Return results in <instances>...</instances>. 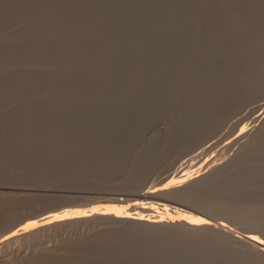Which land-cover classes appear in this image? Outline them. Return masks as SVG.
<instances>
[{
	"label": "bare ground",
	"instance_id": "6f19581e",
	"mask_svg": "<svg viewBox=\"0 0 264 264\" xmlns=\"http://www.w3.org/2000/svg\"><path fill=\"white\" fill-rule=\"evenodd\" d=\"M40 1L42 0H28L27 2L32 7ZM62 1L68 0H56L52 7H57ZM81 2L82 0H71V3ZM202 5V13H204L205 8L208 9L212 5L218 6V11L212 16L219 17L222 22L213 31L202 27L201 30L205 29L206 32L205 36L185 39L186 41L184 40L185 42L181 47L184 51L191 49L190 52H198L200 56L205 54L212 61L210 65H204L206 74L203 79L198 77V69L201 67L200 58L186 64V61L183 60L184 51L176 50L177 52L173 53V47L161 50V57L164 60L160 58L159 64L155 67L143 65V61H149L146 59L149 55H147L145 48L133 52L130 46L121 47V55L126 57L119 62L122 67L115 68L99 64L103 60L111 63L119 61L116 59L115 50L120 47L122 37L108 33L109 29L118 22L103 25L102 19L100 20L103 16L115 11L116 7L98 6L93 11L92 18L99 17V20H94L89 16L91 21L88 24L80 22V20L69 22L70 19L76 17V13L67 9L62 11L63 19L47 22L43 24L44 26L41 25V27L36 28L35 31L40 33L39 40L43 38L41 46H29L27 54L18 59L28 69L20 74L17 81L20 85L27 81L35 82L39 79L36 71L42 74H54L51 81L40 79L38 86L32 85L34 88L29 89L26 95L29 96L27 101L30 103L28 104L45 106L46 109L54 108L60 113V116H49L44 110L45 108H42L44 111L41 114H29L30 108L24 106H21L19 112L15 114H13L14 109L5 112L4 120L6 123L20 119L17 116L25 117L22 122L17 123L15 130L11 131L0 122V136L5 134L4 139H6L5 142L0 143V173L6 172L16 175L19 172L30 171L34 169L36 162L39 163L40 176H46L48 171L51 173L53 171L60 172L57 168L46 165L48 162L41 164V159L45 157L46 161H61L63 167H67L66 169L74 168L73 178H93L96 175L94 167L100 168L112 164L114 165H111L112 167L117 166L119 168L128 163L133 168L138 169V172L131 174V182H140L149 175L156 164L158 165L163 160L166 153L170 151L171 153L179 152L180 148L190 146L193 139H200L206 135V138H211L218 129L233 118L237 109L245 108L251 100L264 95V0H202ZM143 9L144 12L135 11L136 14L138 16L150 15L148 7ZM51 12V9H46L43 14H50ZM133 14L129 16H133ZM36 18L31 14L14 13L10 22L4 24L2 28L0 27V41L14 40L19 37V31H16L14 26L11 27L10 24L15 23L16 26H20L27 21L34 23ZM7 24L9 25L6 26ZM175 26V24L166 21L156 23L152 26V31L150 29L146 34L133 30V35L130 38L133 42H140L147 40L156 31L158 33L167 29L175 31ZM193 28L200 30L194 26ZM80 36L81 38H79ZM93 37H102L98 46L89 45L86 42ZM65 39H68V46L58 43ZM54 40L56 41L55 44H53ZM46 45H51L53 48L51 56L37 59L35 54L43 50ZM73 51L77 53H72ZM1 59L10 63L17 61V56L14 52H6L1 55L0 62ZM130 59L136 60V62L134 61V64L127 69L126 67L123 68V64ZM6 68L5 65H0V72ZM174 71L175 73L171 75ZM157 72L165 73L166 78L170 76L171 80L175 79L178 82L197 81L201 88L196 94L188 95L191 103L183 106L166 107L165 104L143 103V100L133 95L134 88L142 89V87L148 86L150 76ZM77 73H80V77L73 76ZM218 77L221 80V85L211 88L209 82ZM201 79H205V82ZM81 80L89 81L93 85L86 87ZM61 82L64 83V87H59L63 85ZM150 86L152 90L156 89L161 93L160 103H165L162 101H165L166 97L173 99H182L183 97V94L174 88H165L159 84H151ZM211 89L215 90L216 96H227L230 99L240 98L238 107L231 109L230 114L224 118L225 120L218 113L207 116L203 113L204 110H201L202 103L207 106V109H213L215 103L207 94H204L205 98L203 95L197 94ZM6 92L5 88H0V94ZM38 92L53 93L58 96V100L52 103L45 98H32ZM170 110L185 112V115H177L163 128L170 127L173 132L181 134L183 142L179 145L180 148L172 149L169 144H164L160 145L156 152L145 153L140 151L138 145L134 146L125 142L129 135H137L145 128L143 121L155 118L157 113H167ZM221 121L223 122L221 123ZM159 122L156 124L158 125ZM158 127L157 131L163 130L160 129V126ZM114 132H122L126 137L111 139L110 135ZM37 135L41 136L42 145L38 147L37 152H34L32 147L36 140L33 137ZM85 143H99V149L93 150L95 156L92 155L90 149L80 146ZM113 148L117 150L115 155L110 154V149ZM13 155L21 157L19 162L12 160ZM101 178L100 180L103 182L111 180H108L109 177L106 175ZM0 183L5 184L4 182ZM15 184L6 186L4 189L8 187L10 191L23 192L24 194L31 191V187L29 188L27 184ZM0 188L2 187L0 186ZM43 188L45 189V187ZM47 189L46 191H48ZM56 190L69 191L66 189ZM140 191L139 194L142 196L154 197L152 193ZM167 192L172 196L177 193H208L212 199H209L205 207L211 216L212 214L215 215L213 216L214 220L216 216H218L217 219H221L222 217L219 216L224 212L228 215L225 218L226 214L224 213L223 219H216L220 224L228 226L226 221L230 217L231 219L256 223L264 228V127L234 160L215 167L206 176L197 177L189 183L182 184L179 189H170ZM119 193L121 192L119 191ZM24 194L0 199V232H9L5 233V237H0V250L6 241L22 236V234L25 235V229L20 228L21 230L18 229L16 232L10 229L14 223L18 224L22 221L21 210L25 207H31L33 203L32 197ZM233 197L237 198L239 202L229 204L226 199ZM235 198L234 201H236ZM132 222L123 230L113 234H109L107 230H102L99 233L101 235L93 239V247L89 254L81 255L79 253L75 255L76 257L73 256L74 259L71 256L73 260L71 259L67 263L264 264V253L254 248L245 251L234 247L228 236L212 226L178 224L177 227L170 228L169 225L161 222L139 220H132ZM234 231L239 232V230ZM229 233L235 235L233 231ZM252 235L248 237L256 240ZM258 242L264 246V242L261 240ZM83 244L84 240L79 243L76 250L81 249ZM46 255L47 253H45V258L38 256L39 259H45L44 262L39 261L38 264H63V259L60 261V257V260H57V257L55 260H51V258L54 259V256H50L51 258L48 260L49 257ZM183 258L184 260L180 262V259ZM171 259H178V261ZM20 264L36 263L30 257L23 259Z\"/></svg>",
	"mask_w": 264,
	"mask_h": 264
},
{
	"label": "rangeland",
	"instance_id": "374dc122",
	"mask_svg": "<svg viewBox=\"0 0 264 264\" xmlns=\"http://www.w3.org/2000/svg\"><path fill=\"white\" fill-rule=\"evenodd\" d=\"M27 1L28 0H0V13H2V16H0L1 28L4 24L10 22L12 15L17 12L31 14L37 17L34 23L27 21V23H23L20 26H16L15 23L10 24L11 27L14 26L16 31H19V37L14 40L0 41V57L6 52H14L17 56V61L15 62L7 63L2 59L0 62V65H5V68L7 67L0 72V88H5V90H7L6 93L0 94V122L10 131L15 130L17 123H19V121L22 122L25 116H17V118L20 119L17 121H8V123H6L4 120L5 112L14 109L15 111L13 114L18 113L21 106L30 108L29 114H41L42 111L45 110L49 116H60V113L54 108L46 109L47 107L45 106L28 104L30 103L27 101L29 96L26 95L29 89L34 88L32 85L38 86L40 79L51 81L54 78V74H42L36 71L39 79L35 82L27 81L21 85L17 79L22 72L28 69V67L18 59L27 54L29 46H41V40L43 38L39 40L40 33L36 32L35 29L41 27L44 23L59 21L61 18L63 19L62 11L70 9L72 12L76 13V17L70 19L69 22H77L80 20V22L88 24V22L91 21L93 11L96 10L98 6L116 7L115 11L103 16L100 20L102 19L103 25H108L110 22H118L109 29L108 33L109 35L122 37L120 47H117L115 50L116 59L119 61L111 63L110 61L106 62V60H103L99 63L101 65L103 64V66L115 68H119V66L122 67V64L119 62L126 58L121 55V47L130 46L133 52L145 48V50H147V55H149L146 59L149 61H143V65L145 67H155L162 59V49L173 47V53L178 50L184 51L181 46L187 39H196L198 36H205V29L209 28L212 31L213 29L216 30L220 22H222L219 17L212 16V14L218 11V6L212 5L208 9L205 8L204 13H202V0H82L81 3H71V0H68L62 1L57 7H52L53 2L56 0H42L32 7L28 5ZM146 7H148L150 15L138 16L136 14V12H144L143 8ZM46 9H51L52 12L50 14H43ZM132 13H134L133 16H129ZM89 16H91V18ZM92 19L98 21L99 17ZM165 21L175 24L176 30L167 29L159 33L156 31L152 33L147 40H142L140 42H133L130 38V36L133 35V30L146 34L150 29L152 31V26L156 25V23ZM8 25L9 24L6 26ZM193 26L200 28V30H195ZM202 27H205V29L201 30ZM81 36L79 38H81ZM101 40L102 37H93L90 41L86 42L89 45L98 46ZM55 42L54 40L53 44H55ZM58 43L64 46L69 45L68 39ZM52 49L51 45H46L43 50L35 54V57L37 59L50 57ZM190 50L191 49H187L184 51L185 57L183 60L186 61L187 64L200 58L201 67L198 69V77L203 79L206 74L204 65H210L212 61L208 59L207 55L204 54L205 56H200L198 52L193 53L190 52ZM72 53L77 52L73 51ZM134 61L136 62V60L133 59L127 60L123 64V68L126 67L127 69L134 64ZM174 73L175 71L172 72L171 75ZM76 75L80 77V73L73 76L75 77ZM202 79L201 81L205 82V79ZM82 81L86 87H91L93 85L89 81L81 80V82ZM189 81L190 80L178 82L175 79L171 80L170 76L166 78L165 73L157 72L150 76L148 86L142 87V89L134 88L133 95L143 100V103L165 104L166 107L172 105L183 106L191 103V100L188 99V95L196 94L198 89L201 88L199 86L200 83L197 81ZM209 83L211 88H215L221 85V80L218 77L211 80ZM61 84L63 85L59 87H64V83L61 82ZM151 84H159L165 88H174L181 92L183 97L182 99L166 97L165 101H162L165 103H160L162 98L161 93L159 90H152V88H150ZM205 91H201L197 95H203L205 98L204 94H207L212 102L215 103L213 109H207V106L200 102L202 103L201 110H204L203 113L207 116L218 113L222 116L221 118L224 119L230 114L229 111L231 109H236L239 105L240 98L230 99L227 96H216L214 89ZM32 98H45L52 103L58 100L57 95L48 92H38V94H35ZM230 105H232L231 108ZM42 108L45 109L42 110ZM184 113V111L177 112L174 110L162 114L157 113L155 118L143 121L145 128H143L139 134L131 136L128 134L129 136L125 142L131 143L134 146L138 145L140 151L145 153L156 152L157 148L164 144H169L172 149H178L181 147L179 145L183 142L181 134L173 132L168 126L166 129L163 128H165L166 123L171 122L177 115H185ZM163 114L165 115L162 116ZM157 122H159L158 125L156 124ZM222 122L223 121H221V123ZM158 126L163 130L157 131V129H159ZM263 127L264 95H261L251 100L245 108L237 109L233 118L218 129L211 138H206V135L200 137V139H193L191 140L193 142L190 146L180 148L179 152L171 153L170 151L166 153L163 160L160 161L158 165L156 164V167L152 169L149 175L140 182H131V174H134L136 171L138 172V169L133 168V166L128 163L119 168H117V166L112 167L114 166L112 164L101 166L100 168L94 167V173L96 174L94 177L98 176L101 178L106 175L109 177L108 180L111 179L108 182H103L98 177H95V179L94 177L73 178L72 172H74V168L66 169L67 167H63L61 161H46L45 157L41 159L40 163L43 164L48 162L46 165L57 168L60 172L57 173L53 171V173H51L48 171L47 175L45 173L46 176H40L38 171L39 163L36 162L34 169L30 171L19 172L16 175L6 172L0 173V182L5 183H0L2 187L0 188V199H6V197H13L14 195L22 196L24 194L23 192L16 193L15 191H10L8 187L4 189L6 186H13L17 183L18 185L27 184L29 188L31 187L30 194H27L32 197L33 201L31 207H25L21 210L22 212H20V214L22 215V221L18 224L14 223L15 225L13 224L10 227V229L15 232L20 228L25 229V235L23 236L22 234L23 237H14L12 240L6 241L5 245L2 246V250H0V255H2L0 256V264H20L23 259L30 257L38 264L39 261L44 262L45 259L41 258H45V253H47L46 256L49 257L48 260L53 256L54 259L51 258V260H55V257H57L56 259L58 260L60 257L61 260H59L62 261L63 259V264H66L67 261L70 262L72 257H76L75 255L79 253H81V255L89 254L93 247V239L101 235L99 233L102 230H107L109 234H113L123 230L128 224L133 223L132 220L161 222L169 225L170 228H175L178 224H204L207 227L212 226L221 230V233L228 236L231 244L238 249L249 251L254 248L264 253L263 244L258 242L260 240L264 242V228L256 223L231 219L230 217H228L229 222L225 220L228 226L222 223L220 224L217 220L223 219L224 213L226 214L225 218L228 215L224 212L222 214L223 216L221 214L219 216L222 217L221 219H217L218 216H216L214 220L213 216L215 215L212 214L211 216V213H208L205 207L209 199H212L208 193H177L174 194L175 196L167 194L168 190L179 189L182 184L189 183L197 177L206 176L208 172L215 167L225 165L234 160L242 149L262 131ZM121 133L114 132L110 137L115 140L121 136L126 137L124 133H122V135ZM4 136L5 134L0 136V143L5 142L6 139H4ZM33 139H35L36 142H34L35 145H33L32 149L34 152H37L38 147L42 145V138L37 135L34 136ZM80 146L88 150L90 149L93 156H95L93 150H97L100 147L99 143H85ZM116 151L117 150L114 148L110 149V154L115 155ZM11 158L15 162H19L21 159L19 155H13ZM43 187H45V189ZM46 189L48 191H46ZM56 189H66L69 191H57ZM140 190L149 194L152 193L154 197L142 196L139 194L141 192ZM98 191L101 193L99 194ZM119 191L121 193H119ZM31 192L33 193L31 194ZM27 194L25 193L24 195ZM234 198L235 197L227 198L226 200L229 204L239 202L237 198H235L236 201H234ZM230 199L232 200L230 201ZM234 230H239V232ZM230 231H233L235 235L230 234ZM5 233L9 232L1 231L0 237H5ZM247 235H252L253 238H256V240L258 239V241L251 239ZM83 240L84 244L82 248L76 250L79 243ZM38 256H41L40 259L43 261H41ZM184 258L180 259V262H182ZM36 259L38 262H36ZM178 259L171 260L178 261ZM189 260L191 261L192 259ZM65 261L66 263H64ZM170 263L171 262H169V264Z\"/></svg>",
	"mask_w": 264,
	"mask_h": 264
}]
</instances>
